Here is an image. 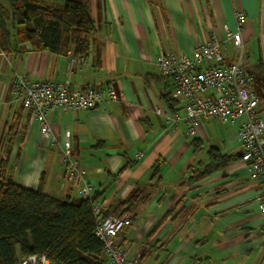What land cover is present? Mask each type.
<instances>
[{
    "label": "crops",
    "instance_id": "obj_1",
    "mask_svg": "<svg viewBox=\"0 0 264 264\" xmlns=\"http://www.w3.org/2000/svg\"><path fill=\"white\" fill-rule=\"evenodd\" d=\"M91 9L96 32L82 53L85 64L72 73L71 59L82 55L74 45L61 54L35 51L28 42L0 54V157L8 160L7 175L31 189L43 183L57 198H82L88 183L103 216L128 209L132 225L120 238L140 264H264V221L253 200L258 186L241 157L238 127L205 118L190 135L184 120L168 119L175 110L184 116V102L171 98L173 85L156 62L164 52L192 56L209 33L225 39L226 26L237 30L241 10L247 16L242 64L254 75L250 87L264 116V0H91ZM239 53L229 41L226 61ZM15 74L70 80L76 89L112 87L116 98L93 111H51L58 140L52 145L13 100ZM65 131L82 170L77 177L66 173ZM214 147L232 160L192 181L210 164Z\"/></svg>",
    "mask_w": 264,
    "mask_h": 264
},
{
    "label": "built area",
    "instance_id": "obj_2",
    "mask_svg": "<svg viewBox=\"0 0 264 264\" xmlns=\"http://www.w3.org/2000/svg\"><path fill=\"white\" fill-rule=\"evenodd\" d=\"M235 19L237 30L230 31L226 26L225 39L221 40L216 34L209 33L205 41L195 46L192 56L164 52L156 62L162 76L173 85L171 98L184 102V116L181 111H176L168 119L184 120L190 135H196L199 122L205 118H214L222 124L238 127L241 157L247 164L249 179L258 186L253 200L258 202L264 221V116L259 113V96L250 87L254 75L242 64V31L247 16L243 11L237 10ZM229 41L240 52L238 59L230 62L226 61ZM2 53L4 52L0 47V54ZM85 62L83 54L73 57L71 73ZM11 93L13 100L20 102L25 110L32 113L42 136L52 145L58 140L49 120L51 111H93L107 97L116 98L112 87L102 89L88 86L76 89L72 87L70 80H33L20 74H15L13 78ZM61 147L66 173L72 177L80 176L82 170L79 159L72 152L70 131L64 132ZM135 155L141 158L144 153L139 151ZM93 190L94 187L86 183L81 188L82 198L91 199ZM102 210L99 203L93 205V213L97 219L96 235L103 242L108 264H140V256L131 254L120 238L122 230L132 225L131 217L127 214L121 217H104ZM20 264L50 263L45 255L34 254Z\"/></svg>",
    "mask_w": 264,
    "mask_h": 264
},
{
    "label": "trees",
    "instance_id": "obj_3",
    "mask_svg": "<svg viewBox=\"0 0 264 264\" xmlns=\"http://www.w3.org/2000/svg\"><path fill=\"white\" fill-rule=\"evenodd\" d=\"M95 32L91 0L0 1L3 52L30 42L35 51L66 54L74 45L76 53L82 54L89 50ZM209 154L210 164L192 181L232 160L215 147ZM8 169V160L0 157V264H20L34 254L45 255L50 264H108L103 242L96 235V196L53 197L43 183L37 189L16 183L7 175ZM127 210L117 207L104 217H121Z\"/></svg>",
    "mask_w": 264,
    "mask_h": 264
},
{
    "label": "rangeland",
    "instance_id": "obj_4",
    "mask_svg": "<svg viewBox=\"0 0 264 264\" xmlns=\"http://www.w3.org/2000/svg\"><path fill=\"white\" fill-rule=\"evenodd\" d=\"M222 127V126H221Z\"/></svg>",
    "mask_w": 264,
    "mask_h": 264
}]
</instances>
